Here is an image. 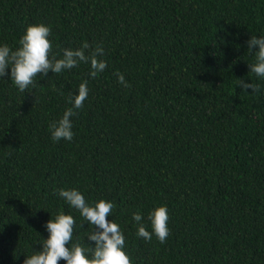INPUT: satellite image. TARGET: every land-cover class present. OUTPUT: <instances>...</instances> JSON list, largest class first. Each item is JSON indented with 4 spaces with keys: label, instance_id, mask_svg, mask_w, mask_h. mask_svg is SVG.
<instances>
[{
    "label": "trees",
    "instance_id": "trees-1",
    "mask_svg": "<svg viewBox=\"0 0 264 264\" xmlns=\"http://www.w3.org/2000/svg\"><path fill=\"white\" fill-rule=\"evenodd\" d=\"M40 23L57 58L86 41L107 68L95 79L85 63L49 71L26 92L10 69L0 78V264L42 250L61 211L76 221L69 247L94 244L62 188L114 202L107 219L132 264H264V77L250 72L258 47L246 43L264 36V0H0V45L15 50ZM84 81L74 137L54 141L49 126ZM158 206L169 213L163 244L138 237L132 219L140 212L151 232Z\"/></svg>",
    "mask_w": 264,
    "mask_h": 264
},
{
    "label": "clouds",
    "instance_id": "clouds-1",
    "mask_svg": "<svg viewBox=\"0 0 264 264\" xmlns=\"http://www.w3.org/2000/svg\"><path fill=\"white\" fill-rule=\"evenodd\" d=\"M50 36V26L43 23L32 24L20 38V47L13 50L7 44L0 45V78L9 76L10 69V78L14 84L21 92H26L34 85L37 76L47 77L49 71L60 74L78 67L80 63H85L90 64L89 75L95 79L107 68L106 61L99 58L105 54L101 45L92 49L85 41L80 48H64L62 58H57L59 54L53 52ZM246 43L249 51L258 47V51H255L256 63L249 64L250 72L255 73L257 77H264V36L252 35ZM89 49L91 50L86 51ZM115 75L121 85L130 86L122 73L117 72ZM238 86L243 90L251 89V92L260 91L258 84L243 79L239 80ZM88 94L87 81H84L79 85L78 94L69 97L73 107L68 108L58 121H53L49 126L54 141L62 139L72 141L74 132L71 117L76 115V109L83 107ZM57 195L70 207L79 211L83 221L92 227L87 238L94 244L89 243L92 246L87 249L80 243H73L69 247L76 221L72 215L61 211L45 224L49 235L40 243L42 250L27 256L23 264H59L61 260L66 261V264H132L130 256L124 250L126 242L120 226L107 219L115 208L114 202L100 199L94 205H90L86 202L85 196L75 188L59 189ZM132 219L137 222L138 237L151 241L154 234L161 244L167 241L170 232L166 206H158L149 212L151 232L141 223L143 217L140 212L133 213ZM81 227H84V224H81Z\"/></svg>",
    "mask_w": 264,
    "mask_h": 264
}]
</instances>
